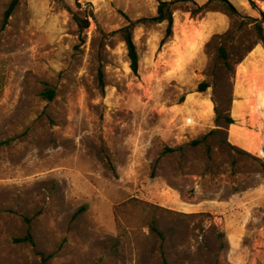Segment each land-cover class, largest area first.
<instances>
[{"label": "rangeland", "instance_id": "obj_1", "mask_svg": "<svg viewBox=\"0 0 264 264\" xmlns=\"http://www.w3.org/2000/svg\"><path fill=\"white\" fill-rule=\"evenodd\" d=\"M229 1L138 26L135 75L157 0H0V264H264V0Z\"/></svg>", "mask_w": 264, "mask_h": 264}, {"label": "trees", "instance_id": "obj_2", "mask_svg": "<svg viewBox=\"0 0 264 264\" xmlns=\"http://www.w3.org/2000/svg\"><path fill=\"white\" fill-rule=\"evenodd\" d=\"M20 1L21 0H12V2L10 3L4 15V26L8 24V21L10 20L14 11L20 4ZM76 1L79 2V0ZM157 1L159 2V6L157 9L156 16L151 18H146V17L140 18L136 21L129 20V24L127 26L115 32L116 34H119L121 36V38L123 39L126 45L128 58L130 61V69L135 75H138L139 73V54H138L137 46L134 42L133 33L138 26L166 24L165 37L162 41V46H164L173 38L174 13L178 5L184 6L186 11L189 12L193 17H197L201 14L214 10L215 8L214 6H216V4H219L223 8V10L229 13L230 15L237 17L242 16L240 11L229 0H208L204 5H199L195 0H175V1L157 0ZM248 1L253 9H257L256 1H260V0H248ZM257 10L260 12L262 20L251 17H246V18L255 24L259 41L264 45V29H263L264 13L259 9ZM74 18L81 30H85L89 28L90 22L88 20L81 19L79 17H74ZM219 56L223 60V64L229 67L230 65L228 62V55L225 48L221 47L219 49ZM99 81L101 88H104V76L102 71L99 72ZM208 88L209 85L207 83H203L200 86V92H205L207 91ZM43 97L48 101H52L56 97V92L51 88H47L43 93ZM216 113H217V117H216L217 122L219 123L223 122L225 126L228 127L235 123L234 119L230 117V115H225L223 112H220L218 109L216 110ZM6 144L8 143L7 142L2 143V145H6ZM194 144L198 145L200 144V142L197 141L194 142ZM154 231L158 232L157 229H154ZM160 235L162 236V234ZM14 242L16 244L29 243L32 246H35L31 229L29 228L28 233L25 237L14 239ZM42 260L43 263L47 262V258L45 257H42Z\"/></svg>", "mask_w": 264, "mask_h": 264}]
</instances>
